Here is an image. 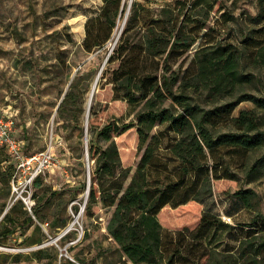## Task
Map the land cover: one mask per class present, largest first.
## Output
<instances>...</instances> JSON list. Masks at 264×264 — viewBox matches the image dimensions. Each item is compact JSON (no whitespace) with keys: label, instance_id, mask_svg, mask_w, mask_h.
<instances>
[{"label":"trees","instance_id":"obj_1","mask_svg":"<svg viewBox=\"0 0 264 264\" xmlns=\"http://www.w3.org/2000/svg\"><path fill=\"white\" fill-rule=\"evenodd\" d=\"M236 1L172 0L158 8L132 2L121 35L106 58L107 65L116 66L106 68L102 78L110 85L112 100L124 102L126 115L132 118L125 122L124 117H115L102 124L95 122L94 107L88 111L87 129L94 139L87 151L93 169L85 210L96 204L113 208L107 232L125 257L122 264H264V215L257 214L261 225L254 216L245 225L249 227L245 236L239 237L243 224L226 223L211 208H203L212 181L234 179L242 157L264 148V0H253L255 14L249 16L247 27L231 14ZM101 2L98 13L84 23L85 53L104 47L125 12L121 0ZM212 13L218 17L210 25ZM248 85L252 93L243 89ZM74 87L65 94L59 112L74 101ZM241 102H250L253 108H241L232 116ZM156 126L174 135L165 146L174 161L171 168L159 156L161 138L151 134ZM132 129L139 155L133 170L121 166L113 140ZM15 133L16 129L14 138L23 151L24 143ZM12 174L9 157L0 158V192H8ZM33 186H40L39 176ZM245 193L234 194L239 207L225 211L227 219L241 208L249 209ZM194 203L201 211L191 228L162 226L163 212L198 210ZM38 208H31V215L40 223ZM17 209L23 218L16 216ZM31 215L16 200L0 220V237L34 225L28 236L20 229L23 243H42L40 227ZM22 257L15 254L16 262ZM25 257L39 262L46 257L45 250Z\"/></svg>","mask_w":264,"mask_h":264},{"label":"rangeland","instance_id":"obj_2","mask_svg":"<svg viewBox=\"0 0 264 264\" xmlns=\"http://www.w3.org/2000/svg\"><path fill=\"white\" fill-rule=\"evenodd\" d=\"M121 1L125 12L117 19L109 40L101 50L85 53L81 48L84 23L98 13L101 0H0V108L10 106L16 112L15 134L24 143L25 155L49 150L57 161L55 167L47 168L39 175L38 188L32 183L26 192H22L31 208L39 207L38 217L42 222L31 215V209L25 207L21 198L11 194V186L8 192H0V220L11 205L20 200L34 224L39 225L42 238L40 244L27 246L23 243L20 229L28 236L34 225L18 227L13 234L0 237V264H122L125 259L107 232L113 208L96 204L89 212L85 210L86 186L90 184L93 169L87 151L89 142L94 139L87 129L90 119L87 98L96 80L90 105L97 113L95 122L103 124L115 117H124L127 122L132 118L126 115L124 102L112 100L110 85L105 83L106 77L102 78L106 68L116 66V63L107 65L106 58L121 35L124 16L132 2L158 8L172 0ZM230 10L245 27L249 25V16L255 14L253 0H237ZM217 17L212 13L209 24L212 25ZM198 45L199 41L187 53L183 68ZM72 84H75L74 101L64 105L59 112L58 107ZM243 89L253 92L250 85ZM241 108L251 109L253 105L241 102L232 116ZM154 133L161 138L159 156L171 168L174 161L165 146L174 135L166 134L163 126H156L151 131ZM113 140L121 166L133 170L139 159L134 129L113 137ZM98 143L104 146L101 140ZM0 158H8L2 148ZM241 162L242 167L236 171L234 179L211 182V196L203 208H211L226 223H237L239 227L243 224L241 233L237 234L244 237L249 228L245 225L251 223L254 216L258 224H262L257 214L264 215V148L242 157ZM253 165L256 167L251 169ZM241 191L246 192L250 207L241 208L233 218L227 219L224 212L237 210L240 202L234 194ZM194 204L198 210L188 207L163 212L160 215L162 226L170 230L182 226L191 228L201 211V206ZM74 208H77L76 212ZM16 216L23 218L18 209ZM38 249L45 250L44 259L37 262L25 257ZM15 254L23 255L20 261L16 262Z\"/></svg>","mask_w":264,"mask_h":264},{"label":"built area","instance_id":"obj_3","mask_svg":"<svg viewBox=\"0 0 264 264\" xmlns=\"http://www.w3.org/2000/svg\"><path fill=\"white\" fill-rule=\"evenodd\" d=\"M14 128V116L12 114H0V147L5 150L13 165V174L10 182L11 194L21 198L25 207L30 211L31 203L22 197V192H26V188L45 169L55 167L57 161L49 150L37 154L24 155L22 143L14 138Z\"/></svg>","mask_w":264,"mask_h":264},{"label":"bare ground","instance_id":"obj_4","mask_svg":"<svg viewBox=\"0 0 264 264\" xmlns=\"http://www.w3.org/2000/svg\"><path fill=\"white\" fill-rule=\"evenodd\" d=\"M96 82H93L92 85H91V89H90V92L88 94V98H87V106L89 105V108H90V105H91V102H92V98H93V94L96 90ZM88 108V109H89ZM85 115L87 116V112L85 113Z\"/></svg>","mask_w":264,"mask_h":264},{"label":"crops","instance_id":"obj_5","mask_svg":"<svg viewBox=\"0 0 264 264\" xmlns=\"http://www.w3.org/2000/svg\"><path fill=\"white\" fill-rule=\"evenodd\" d=\"M0 114H12L14 119H16V112L10 106H7L6 108H0Z\"/></svg>","mask_w":264,"mask_h":264},{"label":"water","instance_id":"obj_6","mask_svg":"<svg viewBox=\"0 0 264 264\" xmlns=\"http://www.w3.org/2000/svg\"><path fill=\"white\" fill-rule=\"evenodd\" d=\"M128 11H129V8H127V11H126V14H125V17H124V21H123V24L125 23V20H126V17H127V13H128ZM95 82H96V80H95ZM90 110V108L88 109V111ZM87 174H88V171H87ZM88 188H89V184H87V186H86V194H87V196H88ZM86 203V200H85V202H84V204Z\"/></svg>","mask_w":264,"mask_h":264}]
</instances>
